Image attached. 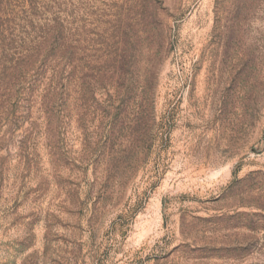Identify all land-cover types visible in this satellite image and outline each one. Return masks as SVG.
Segmentation results:
<instances>
[{"label": "rangeland", "instance_id": "374dc122", "mask_svg": "<svg viewBox=\"0 0 264 264\" xmlns=\"http://www.w3.org/2000/svg\"><path fill=\"white\" fill-rule=\"evenodd\" d=\"M0 264H264V0H0Z\"/></svg>", "mask_w": 264, "mask_h": 264}, {"label": "trees", "instance_id": "16d2710c", "mask_svg": "<svg viewBox=\"0 0 264 264\" xmlns=\"http://www.w3.org/2000/svg\"><path fill=\"white\" fill-rule=\"evenodd\" d=\"M238 10L240 11V10H241V8L239 7V8H238Z\"/></svg>", "mask_w": 264, "mask_h": 264}]
</instances>
